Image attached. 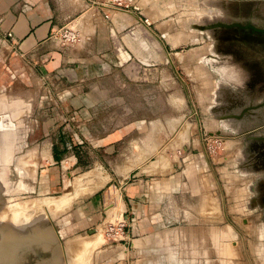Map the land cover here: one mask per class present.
<instances>
[{"label": "rangeland", "instance_id": "374dc122", "mask_svg": "<svg viewBox=\"0 0 264 264\" xmlns=\"http://www.w3.org/2000/svg\"><path fill=\"white\" fill-rule=\"evenodd\" d=\"M116 6L138 19L112 29L106 46L124 58V123L93 128L124 133L107 150H83L67 171L46 165L48 136L68 132L59 94L38 83L36 70L24 72L17 56H0V93L17 83L34 92L0 208L73 190L64 210L29 209L33 226L52 230L63 264H264V0ZM94 193L101 202L90 206ZM77 239L81 246L68 249Z\"/></svg>", "mask_w": 264, "mask_h": 264}, {"label": "crops", "instance_id": "0c3cea01", "mask_svg": "<svg viewBox=\"0 0 264 264\" xmlns=\"http://www.w3.org/2000/svg\"><path fill=\"white\" fill-rule=\"evenodd\" d=\"M137 21L133 11L120 10L108 0H0L4 47L0 56H17L27 74L36 70L38 83L41 80L51 92H57L60 103L56 104L64 112L66 109L63 119L68 121V132L61 130L47 138L52 159H47L46 165L51 171L58 164L63 171L71 169L80 164L83 150L91 154L107 150L105 145L124 133L110 128L95 132L93 126L124 123L118 113L123 101L120 92L127 84L120 70L124 58L110 56L106 46L113 42L112 29L133 26ZM67 23L80 31L79 42L62 44L52 35ZM211 82L207 79L204 87L213 88ZM95 193L87 202L90 206L101 202Z\"/></svg>", "mask_w": 264, "mask_h": 264}, {"label": "bare ground", "instance_id": "6f19581e", "mask_svg": "<svg viewBox=\"0 0 264 264\" xmlns=\"http://www.w3.org/2000/svg\"><path fill=\"white\" fill-rule=\"evenodd\" d=\"M31 90L24 89L20 83H17V85L14 84V86H12L11 90L7 93V95L4 93H0V110L4 109V112L0 117V185L3 183V179L5 180V173L9 169L8 164L13 158V155H14L13 151L15 149L16 144L18 143L20 144V142L24 140L27 134V127L23 124V120L20 117L22 116V113L24 110H27V112H30L31 109L34 107L31 102L33 101L32 93L34 94V92H32L33 90L32 91ZM34 154H35L34 151L29 152V155H34ZM45 154H47V152H45ZM161 160L162 162H164V158L161 157ZM18 169L20 172H23L22 167H18ZM102 178L104 177L102 176ZM18 186L19 187L15 188L16 190L22 189L21 184L20 185L18 184ZM77 187L79 188V183H76V188ZM95 187H97V185ZM10 189L11 188L9 186L8 188H6V191H10ZM73 193H74L73 190H69L66 193L59 195V196H43V197L36 198L34 200L17 201L14 203H10V205L8 206L6 205L5 207H1L0 208V229L4 231H9V232H22L24 227H28L29 224L31 225L33 222L36 221V217L31 216L32 211H29L30 208L33 210L41 211L40 209L42 207L44 208L47 207L48 209H50V212H53V213L59 212L69 207L72 204V201L74 199ZM3 200L1 199V201ZM29 216L31 217L28 218ZM43 216H41L40 219H43ZM38 219H39V216H38ZM39 223L37 225L35 224V226H33L34 225L33 223L32 226L34 228L32 227L33 229L32 231L31 230L30 231L33 232V231H37L41 229H48L52 232L50 228L41 227ZM18 230H21V231H18ZM211 230H213L214 232V229H211ZM211 230L210 232L213 233ZM68 243L70 246V247L68 246L69 247L68 249L71 248L74 250L75 247H77L75 245L81 246L80 245L81 241L78 239L69 241L66 244ZM88 248L89 247L87 246L86 248L82 249V251H80V252H83L84 250H86L83 252L82 256L85 255ZM228 249L229 250L226 249L228 252L233 253L234 251L233 247H230ZM77 250H80V249H77Z\"/></svg>", "mask_w": 264, "mask_h": 264}, {"label": "water", "instance_id": "95a60500", "mask_svg": "<svg viewBox=\"0 0 264 264\" xmlns=\"http://www.w3.org/2000/svg\"><path fill=\"white\" fill-rule=\"evenodd\" d=\"M4 109L0 110V117ZM9 169L0 185L4 198L10 186ZM0 264H63L58 242L48 229L33 232H9L0 229Z\"/></svg>", "mask_w": 264, "mask_h": 264}, {"label": "built area", "instance_id": "2783aa9c", "mask_svg": "<svg viewBox=\"0 0 264 264\" xmlns=\"http://www.w3.org/2000/svg\"><path fill=\"white\" fill-rule=\"evenodd\" d=\"M108 1L112 2L113 4H117V1L119 0ZM146 21L150 23L148 19ZM8 34L11 35V32H9ZM52 35L55 36V38L59 39L63 44H74L76 42H79L81 38L80 31L75 27L74 24L69 23L64 24L57 30H53Z\"/></svg>", "mask_w": 264, "mask_h": 264}]
</instances>
